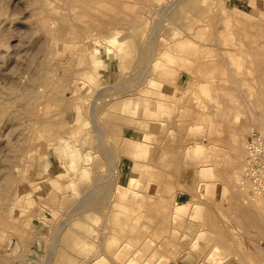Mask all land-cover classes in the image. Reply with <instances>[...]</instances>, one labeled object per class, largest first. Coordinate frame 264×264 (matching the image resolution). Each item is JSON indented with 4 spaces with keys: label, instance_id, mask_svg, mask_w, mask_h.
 <instances>
[{
    "label": "rangeland",
    "instance_id": "obj_1",
    "mask_svg": "<svg viewBox=\"0 0 264 264\" xmlns=\"http://www.w3.org/2000/svg\"><path fill=\"white\" fill-rule=\"evenodd\" d=\"M30 1L0 0V264H264V0Z\"/></svg>",
    "mask_w": 264,
    "mask_h": 264
},
{
    "label": "bare ground",
    "instance_id": "obj_2",
    "mask_svg": "<svg viewBox=\"0 0 264 264\" xmlns=\"http://www.w3.org/2000/svg\"><path fill=\"white\" fill-rule=\"evenodd\" d=\"M29 1H30V0H29ZM34 1H37V0H34ZM40 1H42V0H40ZM46 1H48V3H47ZM46 1L42 2V4L46 2V3H45V4H46V7L43 6L44 4H43V5L41 4L43 7H45V10H46V11H47L48 8H49L48 10H50L51 7H52V8H53V7L56 8L57 5H56V6H51V7H49L52 3L50 4V1H49V0H46ZM53 1H54V4H55V3L58 4V3L61 2V0H57V1L53 0ZM58 1H60V2H58ZM66 1H67V0H65V2H63V3L61 4V7L59 6L60 9L62 8L63 5H64V7H66L65 5H67V7L69 6L68 3H70L71 0H70V2H68V1L66 2ZM76 1H77V0H74V3H75ZM78 1L81 2L82 0H78ZM78 1H77V2H78ZM89 1H90V2L92 1L91 3H94V2H95V0H89ZM93 1H94V2H93ZM30 2H31V1H30ZM30 2H29V4L34 3L33 1H32V3H30ZM77 2L75 3V5L77 4L76 6H78V7L80 8V5H79V4H81V3L79 2V4H78ZM82 2H83V1H82ZM90 2H88V4H89ZM119 2H122V1H119ZM40 3H41V2H39V4H40ZM71 3H72V4H71L72 7L75 6V5L73 4V1H72ZM47 4H48V5H47ZM82 4H85V3L83 2ZM82 4H81V5H82ZM118 4H119V3H118ZM52 5H53V4H52ZM91 5H92V4H91ZM120 5H121V3H120ZM123 5H124V2H123ZM33 6H34V4H33ZM35 6H37V5H36V2H35ZM35 6H34V7H35ZM42 6H41V9H42ZM47 6H48V7H47ZM82 6H83V5H82ZM82 6H81V7H82ZM72 7L70 8V6H69L68 8H66V9L69 10L68 13H72ZM78 7H77V8H78ZM35 8H36V7H35ZM35 8H34V9H35ZM46 8H47V9H46ZM57 8H58V6H57ZM69 8H70V9H69ZM89 8H90V7L88 6V9H89ZM37 9H38V8H37ZM62 9H63V8H62ZM73 9H74V8H73ZM82 9H83V8H82ZM84 9H85V8H84ZM86 9H87V5H86ZM39 10H40V9H39ZM43 10H44V9H43ZM45 10H44V11H45ZM58 10H59V9H58ZM70 10H71V11H70ZM75 10H76V9H75ZM75 10H73V11H75ZM80 10H81V9H80ZM89 10L91 11V9H89ZM50 11H51L52 14H53L52 9H51ZM50 11L47 12V13H50ZM55 11H56V10H55ZM59 11H60V10H59ZM65 11H66V10H65ZM82 11H83V10H82ZM87 11H88V10H87ZM87 11L85 12V10H84V11L81 12V13L84 14V15H88L89 13H87ZM37 12H38V11H37ZM84 12L87 13V14H85ZM38 13H39V12H38ZM38 13H37V15H38ZM40 13H41V12H40ZM47 13H46V14H47ZM54 13H55V12H54ZM58 13H59V12H58ZM65 13H66V12H65ZM68 13H67V15H68ZM76 13L78 14V16H79V15H82V14L78 13L77 11H76ZM50 14H51V13H50ZM59 14H60V13H59ZM63 14H64V12L62 11V15H63ZM39 15H40V14H39ZM48 15H49V14H48ZM62 15H60V16H61V19H62ZM64 15H65V16H63L64 18H65V17H68V18H69V16H66V14H64ZM99 15H100V14H99ZM101 15H103V14H101ZM101 15H100V18H98L99 21L103 19V17H102ZM45 16H47V15H45ZM49 16H50V15H49ZM49 16H47L48 19L50 18V19L48 20L47 17H45V19L42 18V17H43V15H42V16H41V18H42L41 21H40L41 18L38 16V17H39L38 20L40 21L39 24L41 25V22H44V20H46V19H47L46 21H47V23H48L50 20H52L51 17H53L54 15H53V16H50V17H49ZM72 16H73V18H75L73 13H72ZM72 16H71L70 18H72ZM75 16H76V14H75ZM82 16H83V15H82ZM86 17H87V16H86ZM89 17H92V15H90ZM95 17H96V16H95ZM95 17L92 18L93 20H90V21L93 22L94 19H95ZM101 17H102V19H101ZM104 17H106L105 14H104ZM112 17H113V16H112ZM70 18H69V20H70ZM117 18H118V20H119L120 17H117ZM43 19H44V20H43ZM53 19H54V18H53ZM121 19H122V17H121ZM123 19H124V17H123ZM123 19H122V20H123ZM103 20H106V19H103ZM114 21H115V19H114ZM120 21H121V20H120ZM120 21H119V22H120ZM50 22H51V21H50ZM53 22H55V21H53ZM108 22H109V21H108ZM108 22H106V23L108 24ZM115 22H116V21H115ZM122 22H123V21H122ZM44 23H45V22H44ZM93 23H95V22H93ZM113 23H114V22H113ZM116 23H117V22H116ZM116 23H115V24H116ZM128 23H129V21H128ZM128 23H127V24H128ZM96 24H97V23H96ZM98 24H99V23H98ZM98 24H97V25H98ZM100 24H101V23H100ZM100 24H99V27H100ZM118 24H119V23H117V25H118ZM120 24H121V23H120ZM120 24H119V25H120ZM49 25H50V24H48V25L44 24V27H45V26H49ZM92 25H94V24H92ZM113 25H114V24H113ZM113 25H112V26H113ZM117 25H116V26H117ZM119 25H118V27H119ZM121 25H122V24H121ZM121 25H120V26H121ZM124 25H125V24H124ZM224 25H225V24H224ZM41 26H42V25H41ZM50 26H51V25H50ZM104 26H105V25H104V23H103V26H101V28H103ZM106 26H107V25H106ZM108 26H109V24H108ZM108 26H107V28H108ZM118 27H117V28H118ZM42 28H43V27H42ZM46 28H47V27H46ZM96 28H97V27H96ZM115 28H116V27H115ZM126 28H127V27H126ZM220 28H222V27H220ZM49 29H51V28L49 27ZM49 29H46V30L48 31ZM97 29H98V28H97ZM118 29H119V28H118ZM43 30H44V29H43ZM46 30H44V31H46ZM51 30H52V29H51ZM51 30H49V31H51ZM54 30L56 31L55 28H54ZM99 30H100V29H99ZM228 30H229V29H228ZM47 31H46V32H47ZM49 31H48V32H49ZM55 31H53V32L55 33ZM224 31H225V30H224ZM0 32H1V31H0ZM98 32H99V31H98ZM218 32H220V31H218ZM218 32H217V33H218ZM51 33H52V31H51ZM54 33H52V34H54ZM0 34H1V33H0ZM49 34H50V33H49ZM213 34H214V33H213ZM233 35H234V34H233ZM213 36H214V35H213ZM1 37H2V36H1ZM222 37H223V36H222ZM216 38H217V37H216ZM232 38H234V37H232ZM203 39H204V38H203ZM225 39H226V38H225ZM109 40H110V39H109ZM207 40H208V39H207ZM212 40H213V39H212ZM105 41H108V39L106 38ZM204 41H205V40H204ZM204 41H203V42H204ZM214 41H215V40H214ZM214 41H213V42H214ZM216 41H217V40H216ZM231 41H232V39H231ZM231 41H230V42H231ZM237 41H238V40H237ZM211 42H212V41H211ZM234 43H235V39H234ZM219 44H220V42H219ZM230 44H232V43H230ZM48 45L51 47L50 43H48L47 46H48ZM44 46H46V44H44ZM47 46H46V48H47ZM49 46H48V47H49ZM100 46H101V50H102V52H103V54H104L105 51H106V49H107V46H108V45H107L106 43H104V41H100L99 38H98V35H94V36L91 38V51H90V52H91V54H90V57H91V58H93V59L96 58V60H98L97 57H98V55H100L101 52H99V49H97V48H99ZM232 46H233V45H232ZM235 46H236V44H235ZM237 46H238V45H237ZM50 47H49L48 50H50ZM44 48H45V47H44ZM46 48H45V49H46ZM237 48H238V47H237ZM237 48H236V49H237ZM43 50H44V49H43ZM177 57H178V56H177ZM179 57H180V56H179ZM105 58H106V60L108 61V57H105ZM94 60H95V59H94ZM107 61H106V62H107ZM174 61H175V59H174ZM215 62H216V61H215ZM216 63H217V62H216ZM209 64H210V63H209ZM164 66H165V64H164ZM164 66H161V67H164ZM168 67H169V66L167 65V66L165 67V69L168 68ZM160 69H161V68H160ZM168 69H169V68H168ZM166 70H167V69H166ZM162 71H163V70H162ZM168 71H169V70H168ZM168 71H166V72H168ZM163 72H165V71H163ZM165 74H167V73H163V74L160 75V76H165ZM240 76H241V75H240ZM234 77H236V76H234ZM241 77H242V76H241ZM241 77H240V78H241ZM240 78H239V79H240ZM213 79H214V78H213ZM236 79H237V78H236ZM244 79H245V78H244ZM45 80H46V82H47V80H49V79H45ZM250 80H251V79H250ZM49 81H50V80H49ZM215 81H216V80H215ZM241 81H243V80H241ZM244 81H245V80H244ZM251 81H252V80H251ZM246 82H247V81H246ZM246 84H247V83H246ZM248 84H249V83H248ZM67 92H68V91H67ZM56 93H57V92H55L54 95H56ZM54 95H53V98H55ZM30 96H31V95H30ZM64 97H65V96H64ZM64 97H63V98H64ZM67 97L69 98V97H71V95L69 94ZM21 98L23 99L24 103H25L26 105H28V106H26L25 108L29 107L30 110H31L32 108H33V109L35 108V107H34L35 105L32 106L33 104H31V105L29 104V103H32V101L34 100V99H33V96H32V98L30 97L31 100L33 99L31 102H28L29 99H30L28 96H22ZM56 98H57V97H56ZM56 98H55V100H56ZM59 98H60V97H59ZM65 98H66V97H65ZM55 100L53 99L54 102H55ZM35 102H36V101H35ZM56 102H57V101H56ZM58 102H59V101H58ZM36 103H37V102H36ZM56 104H57V103H56ZM30 107H31V108H30ZM12 108H13V107L8 106V108L6 109V111H8V112H13V111H14V112L16 113V111H15L16 109L14 110V109H12ZM36 108H37V107H36ZM33 109H32V110H33ZM37 109H38V108H37ZM37 109H36V111H37V113H39V111H38ZM6 111H4V113H5ZM27 111H28V108H27ZM31 112H32V111H31ZM31 112H28V113H31ZM33 112H34V110H33ZM37 113H36V115H39V114H37ZM36 115H35V113H34V116H35V117H36ZM42 116H45V117H46V115H42V113H41V118H40V119H42ZM43 118H44V117H43ZM37 119H38V118H37ZM40 119H39V120H40ZM55 122H56V121H55ZM49 123H50V121H49ZM51 123H52V122H51ZM45 124H46V123H43V125H45ZM39 125H40V124H39ZM48 125H49V126H55V125H57V124H55V125H54V124H48ZM48 125H47V126H48ZM40 127L42 128L41 125H40ZM44 127H45V126H43V128H44ZM55 127H56V126H55ZM33 128H35V127L33 126ZM37 128H38V127H37ZM37 128H36V130H35L36 132H38V131H37ZM53 128H54V127H53ZM38 129H39V128H38ZM45 129H46V128H45ZM54 129H55V128H54ZM54 129H53V130H54ZM57 129H58V128L56 127V130H57ZM74 129H75V127L72 128V130H74ZM58 130H59V129H58ZM58 130H57V131H58ZM57 131H55V132H57ZM33 132H34V131H33ZM36 132H35V133H36ZM96 132H97V133L99 132L98 128H96ZM99 133H100V132H99ZM36 134H37V133H36ZM36 134H33V135H36ZM63 134H64V133H63ZM63 134L60 133V134L58 135V139H57V140H58V144H59V146H58L59 151L66 149V148L68 147V145H69V141H68V139H67V136H64ZM260 134H262L261 130H260V132H259V135H260ZM37 136H38V134H37ZM34 139H36V138H34ZM38 139H39V137H38ZM30 140H31V139H30ZM36 140H37V139H36ZM36 140H35V141H36ZM32 141L34 142L33 139H32ZM29 142H30V141H29ZM34 143H35V142H34ZM248 143H250V142L247 141V143H246L247 146H248ZM56 146H57V145H56ZM17 148H19V146H18V147L14 146V149H17ZM17 150H18V149H17ZM22 152H23V151H22ZM23 154H24V153H23ZM17 163H18V162H17ZM24 163H25V162H24ZM16 165H17V164H16ZM16 165H15V166H16ZM243 165H244V164H243ZM111 166H112V165H111ZM26 167H27V166H26ZM23 168H24V166L22 167V169H23ZM131 168L134 169L135 167H131ZM244 169H245V168H244ZM13 170H14V169H13ZM245 171H247V170H245ZM19 173H20V172H19ZM20 175H21V174H20ZM20 177H21V176H19V178H20ZM11 178H12V170L10 169V165H9V169H6V170L4 171V177H3V181H2V182H5V183H6V186H8V185L11 183V180L13 181V179H14V178H12V179H11ZM16 178H17V176H16ZM20 179H21V178H20ZM244 179H245V178H244ZM55 180H56V179H55ZM249 181H250V180H249ZM245 182H246V181H245ZM245 184H248V183L246 182ZM250 184H251V183H250ZM243 185H244V184H243ZM246 186H247V185H246ZM259 187H260V186H259ZM4 188L7 189L8 187H7V188L4 187ZM9 188H10V187H9ZM11 188H12V186H11ZM13 189H14V188H13ZM13 189H12V191H13ZM257 189H258V187H257ZM8 190H10V189H8ZM6 191H7V190H6ZM8 193H9V192H8ZM10 193H11V190H10ZM14 194H15V192H14ZM4 195H5V198H6L7 195H6V194H4ZM11 195H13V194L11 193ZM256 195H257V194H256ZM52 196L54 197L55 195L52 194ZM84 196H85V195H84ZM10 197H11V196H10ZM10 197H9V198H10ZM13 197H14V195H13ZM87 201H88V199L83 198V199L79 202V204H85Z\"/></svg>",
    "mask_w": 264,
    "mask_h": 264
},
{
    "label": "built area",
    "instance_id": "obj_3",
    "mask_svg": "<svg viewBox=\"0 0 264 264\" xmlns=\"http://www.w3.org/2000/svg\"><path fill=\"white\" fill-rule=\"evenodd\" d=\"M253 134V136H252ZM251 140H248L247 147V167L248 176L254 187L261 186L264 188V174L261 169L264 166L261 162L264 160V150L260 147V139L263 137L259 132H252Z\"/></svg>",
    "mask_w": 264,
    "mask_h": 264
},
{
    "label": "crops",
    "instance_id": "obj_4",
    "mask_svg": "<svg viewBox=\"0 0 264 264\" xmlns=\"http://www.w3.org/2000/svg\"><path fill=\"white\" fill-rule=\"evenodd\" d=\"M155 104V103H154ZM149 108H150V105L148 106ZM141 109L142 108H140L139 109V111L141 112ZM155 126H156V123L155 122H151L149 125H148V128H149V130H152L153 128H155ZM207 186V185H206ZM199 187L201 188V184L199 185ZM206 188V187H205ZM204 192H206V191H204ZM201 193V192H200ZM217 259V258H216ZM228 260L229 259H227V260H225V262H222V263H220L219 262V264H229L228 263ZM176 264H180V262H177ZM214 264H216V263H214Z\"/></svg>",
    "mask_w": 264,
    "mask_h": 264
}]
</instances>
